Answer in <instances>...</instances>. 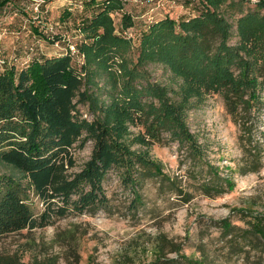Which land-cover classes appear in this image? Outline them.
Wrapping results in <instances>:
<instances>
[{"label":"rangeland","instance_id":"obj_1","mask_svg":"<svg viewBox=\"0 0 264 264\" xmlns=\"http://www.w3.org/2000/svg\"><path fill=\"white\" fill-rule=\"evenodd\" d=\"M3 1L0 72L11 67L20 71L36 59L71 55L76 67H84L92 89L99 91L101 113L108 116L123 146L166 176L147 171L131 185L118 169L110 170L103 180L105 208L69 213L53 225L0 237V264H189L186 256L198 261L203 254L209 264H251L261 255L251 249L246 235L252 215H264V78L257 75L264 66V0H244L242 5L228 0V8L227 4L204 5L203 0H122L124 10L112 11L111 16L115 32L131 39L133 49L103 62L88 59L81 48L86 36L80 27L91 16L84 9L89 0ZM207 6L222 12L230 24L229 45L237 60L234 71L240 68V59L248 63L243 69L251 70L260 99L248 114L242 107L236 117L229 113L219 94L203 88L186 90L189 84L171 81L162 64L140 65L137 76L141 75L131 77L140 37L151 23L165 16L179 21ZM125 11L134 20L128 29L121 25ZM255 11L258 17L239 21ZM255 28L261 29L257 46L252 42ZM133 83V88L142 89L140 95L133 88L131 93L124 90ZM152 84L159 86V95L149 89ZM161 99L182 100L172 132L168 126L155 127L159 124L154 107H160ZM80 108L92 119L86 105ZM245 142L248 148H256L254 156L243 149ZM93 148L89 140L84 148L75 149L74 170L84 167ZM254 159H260V169L245 170L254 167ZM141 165L134 164L135 176V171L143 170ZM10 174V168L0 162V187ZM19 183L34 195L27 176L19 175ZM224 220L237 229L228 232Z\"/></svg>","mask_w":264,"mask_h":264},{"label":"trees","instance_id":"obj_2","mask_svg":"<svg viewBox=\"0 0 264 264\" xmlns=\"http://www.w3.org/2000/svg\"><path fill=\"white\" fill-rule=\"evenodd\" d=\"M227 1L203 0L204 5L214 3L218 6ZM235 2L242 5L244 0H231L230 4L235 5ZM84 9L91 11L88 21L80 27L86 36L81 48L88 59L103 62L105 57H122L128 49H133L131 39L115 32L111 16L112 11L124 10L122 0H89L84 3ZM258 16L257 11L249 12L239 21ZM133 24L132 15L123 12L122 27L128 29ZM252 35V42L257 46L261 29L255 28ZM91 37L95 38L93 42ZM230 38V24L224 14L208 6L200 14L179 21L166 16L151 23L142 33L131 77L141 75L137 76L140 65L162 64L171 81L189 84L186 90L203 88L219 94L229 113L236 117L242 107L248 114L260 97L251 70L243 69L248 63L240 59V68L234 71L237 60L234 47L229 45ZM86 74L83 66L79 68L73 64L69 54L33 60L20 71L11 67L0 72V162L11 170L0 187V237L23 229L53 225L69 213L82 214L105 208L108 197L103 180L112 169H118L123 181L131 185L146 176L147 171H154L155 176H166L123 146L108 116L101 113V95L92 89L94 85ZM257 75L264 78V66L260 65ZM133 85L124 90L133 92L132 88L136 87ZM158 88L155 84L149 87L156 95H159ZM133 90L138 95L142 91ZM179 101L182 100L161 99L160 107H154L159 124L155 127L168 126L166 129L174 131L172 123L177 118L174 114L182 107ZM80 105L88 107L92 119L84 115ZM89 140L94 142L91 157L76 171L75 149L84 148ZM249 148L245 142L243 149L254 156L252 150L256 148L253 145ZM137 163L144 167L135 171V176L133 166ZM251 164L254 167L245 170L255 172L261 167L260 159H254ZM19 175L29 178L34 187L33 196L22 189ZM134 192L138 200L139 193ZM252 216L246 240L251 249L261 255L251 264H264V215ZM224 228L228 232L237 229L229 220H224ZM185 259L189 264H209L205 254L198 261L187 256Z\"/></svg>","mask_w":264,"mask_h":264},{"label":"built area","instance_id":"obj_3","mask_svg":"<svg viewBox=\"0 0 264 264\" xmlns=\"http://www.w3.org/2000/svg\"><path fill=\"white\" fill-rule=\"evenodd\" d=\"M76 52H77V50L73 51L72 53H76Z\"/></svg>","mask_w":264,"mask_h":264},{"label":"crops","instance_id":"obj_4","mask_svg":"<svg viewBox=\"0 0 264 264\" xmlns=\"http://www.w3.org/2000/svg\"><path fill=\"white\" fill-rule=\"evenodd\" d=\"M165 17H166V16H165ZM165 17H164V18H165Z\"/></svg>","mask_w":264,"mask_h":264}]
</instances>
